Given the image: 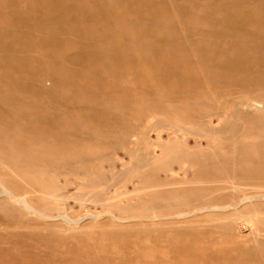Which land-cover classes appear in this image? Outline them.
Listing matches in <instances>:
<instances>
[{
  "label": "rangeland",
  "instance_id": "374dc122",
  "mask_svg": "<svg viewBox=\"0 0 264 264\" xmlns=\"http://www.w3.org/2000/svg\"><path fill=\"white\" fill-rule=\"evenodd\" d=\"M259 100L264 0H0V264H264Z\"/></svg>",
  "mask_w": 264,
  "mask_h": 264
},
{
  "label": "bare ground",
  "instance_id": "6f19581e",
  "mask_svg": "<svg viewBox=\"0 0 264 264\" xmlns=\"http://www.w3.org/2000/svg\"><path fill=\"white\" fill-rule=\"evenodd\" d=\"M249 110H253L255 112H261V113H264V101H256L255 103H250V104H247L246 105ZM253 172V171H252ZM264 174V173H263ZM234 185V184H233ZM263 191V190H262ZM11 195V194H10ZM14 195H12V198H13ZM242 197H245V196H242ZM241 200H236L234 201L232 204H230V206L233 208V210H236L237 209V206L241 203H246V204H249V205H253L254 203L256 202H264V192L262 193H257V194H254L252 196H249V197H246V198H240ZM14 201H18L20 203V205L26 209V210H29V211H33L34 210V207L29 203V201H27L25 198H21V199H16ZM15 205V204H14ZM230 207V208H231ZM207 209L209 210H212V209H216V210H221L222 208L224 207H218V206H206ZM231 208V209H232ZM204 209V208H203ZM26 212V211H25ZM117 217V216H116ZM168 217V216H167ZM253 236V235H252Z\"/></svg>",
  "mask_w": 264,
  "mask_h": 264
}]
</instances>
